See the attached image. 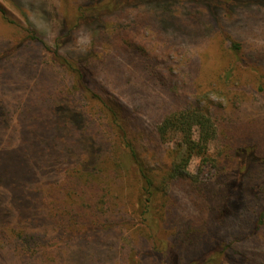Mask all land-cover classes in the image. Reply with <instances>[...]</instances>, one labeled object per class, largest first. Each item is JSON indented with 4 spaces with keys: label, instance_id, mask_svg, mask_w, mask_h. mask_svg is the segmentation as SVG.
Segmentation results:
<instances>
[{
    "label": "trees",
    "instance_id": "obj_1",
    "mask_svg": "<svg viewBox=\"0 0 264 264\" xmlns=\"http://www.w3.org/2000/svg\"><path fill=\"white\" fill-rule=\"evenodd\" d=\"M112 4L126 8L124 16L99 27L100 16L98 28H93L106 52L92 48L70 58L71 63L61 60L77 89L110 66L114 71L108 74L110 87L124 98L130 97L128 84L134 92L152 88L161 92L165 80L173 77L175 60L182 62L176 69L181 85L168 93L171 104L166 105L158 95L154 100L159 112L156 137L161 144L174 142L176 148L177 159L167 173L166 185L179 180L190 187L193 208L201 216L185 217L173 209L162 189L165 183L161 188L156 185V177L144 168L125 133L120 132L117 139L123 149L116 158V170L134 163L140 186L129 216L143 227L149 225L152 249L146 246L139 251L159 253L162 264H245L233 248L241 242L246 244L244 253L264 254V0H112ZM76 12L74 24L68 27L62 23L58 31L56 52L77 25L92 17V10L82 12L79 8ZM0 13L4 15L3 10ZM29 33L30 42H38L35 32ZM114 54L129 64L115 71ZM6 55L8 52L0 53V61ZM159 65L164 68L160 70ZM83 91L89 92L87 88ZM144 104L139 105L140 111ZM109 115L108 125L115 126L116 115ZM103 152L92 159L103 158ZM98 159L90 172L77 178L66 176L54 186L49 205L45 202L39 207V197L15 195L14 219L0 223V264L97 263L98 249L113 243L109 234L121 232L112 198L108 200L113 184L95 167ZM194 159L200 168L210 166L214 184L193 182L188 167ZM159 195L163 212L156 206ZM37 213L44 224L37 222ZM217 220L242 237L228 241L214 235L210 238L208 223ZM32 224L42 228L33 230ZM115 228L119 232H114ZM156 236L166 249L158 248ZM124 249L119 248L121 252ZM128 251L122 253L124 261H128Z\"/></svg>",
    "mask_w": 264,
    "mask_h": 264
},
{
    "label": "rangeland",
    "instance_id": "obj_2",
    "mask_svg": "<svg viewBox=\"0 0 264 264\" xmlns=\"http://www.w3.org/2000/svg\"><path fill=\"white\" fill-rule=\"evenodd\" d=\"M79 8L82 12L92 10V17L77 25L64 46L56 52L54 42L62 23L71 27ZM0 10L4 11V15L0 13V53L8 52L0 61V223L14 219L16 194L39 197V207H43L45 202L49 205L52 200L49 192L54 186L66 176L77 178L80 173L90 172L93 161L95 163L99 158L93 160V155L99 156L104 151L101 153L103 158L98 159L95 167L101 170L106 182L113 184L114 190L108 200L112 198L110 203L115 207L114 217L121 232L115 228L113 231L119 235L109 234L113 243H106L98 249L96 264H162L159 253L139 251L142 247L151 248L149 225L147 222L148 228L143 227L129 216L140 195V186L134 163L116 170V158L123 149L117 137L121 136L120 132L125 133L137 158L156 177L155 183L161 188L177 155L174 142L161 144L157 140L156 118L159 112L158 103L154 100L158 95L168 102L166 105L171 104L170 95L181 85L176 69L182 62L175 60L177 66L173 77L165 80L161 92L155 88L134 92L128 84L130 97H120L109 84L108 74L114 72L110 66L104 69L105 73L100 71L99 77L85 81L77 89L61 58L70 62V58L87 54L92 48L105 53L103 42L98 39V30L93 29L98 28L96 21L99 22L101 16L99 27H107L123 17L126 8L115 6L112 0H0ZM129 10L133 11L131 7ZM30 31L35 32L38 42H30ZM21 42H24L23 47L15 50ZM112 56L117 66L115 71L120 65L129 64L121 55ZM163 68L159 65L160 70ZM136 75L141 77L140 73ZM85 88L90 93H84ZM85 95L88 101L83 100ZM140 104L146 106L143 111L139 109ZM24 110L26 115H21ZM109 112L116 115L117 126L108 125ZM115 170L119 172L118 176ZM188 172L197 184L207 186L215 182L214 171L207 165L200 168L198 159L191 161ZM162 189H165L166 200L172 201L174 210L185 217L201 219L193 208L194 197L190 187L175 180L165 183ZM156 206L163 212V197L160 195ZM49 211L52 212L51 209ZM40 215L37 213L36 220L44 224ZM208 224L210 238L214 235L228 241L242 237L232 227L228 229V224L221 220ZM31 228L40 229L42 226L32 224ZM156 238L161 245L158 248L166 249L164 242L159 241L158 236ZM244 243L233 246L239 255L237 258H243L245 264H264V254L244 253ZM248 244L255 246L252 242ZM121 246L125 248L122 252L119 250ZM126 250L130 254H127L128 261L122 258Z\"/></svg>",
    "mask_w": 264,
    "mask_h": 264
}]
</instances>
